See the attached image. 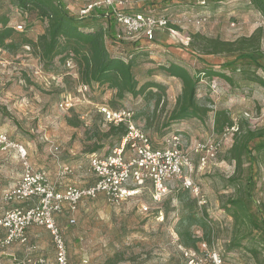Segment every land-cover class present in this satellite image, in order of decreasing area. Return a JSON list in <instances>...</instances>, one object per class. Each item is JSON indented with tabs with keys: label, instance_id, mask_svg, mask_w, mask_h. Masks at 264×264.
Instances as JSON below:
<instances>
[{
	"label": "rangeland",
	"instance_id": "rangeland-1",
	"mask_svg": "<svg viewBox=\"0 0 264 264\" xmlns=\"http://www.w3.org/2000/svg\"><path fill=\"white\" fill-rule=\"evenodd\" d=\"M56 1L80 17L83 24L94 26L97 21L90 17L91 11L83 14L97 0ZM131 2L135 11L144 7L168 16L171 22L168 29L156 31L152 43L141 41L146 49L134 52L132 46L127 47L126 53L134 52L136 57L140 94L119 101L107 86L94 84L84 91L77 68L68 70L59 58L50 62L27 47L0 49V127L13 141L26 146L36 171L64 185H88L95 179L89 156L105 155L117 144L114 137L104 136L109 128L99 115L103 106L127 116L130 113V120L153 141L171 133L181 135L184 146L192 152L194 181L206 205H199L192 193L190 200L183 202L185 192L175 184L159 204L153 203L148 193L121 206L111 205L103 196L84 201L73 214V225L68 224L70 214L59 220L70 264H187L177 230L181 221L187 227L199 220L208 227H191L193 236L202 240L198 253L203 255L201 245L205 244L207 250L217 252L229 263L264 264V150H257L264 139L250 142L241 163L236 164L231 154L236 132L226 128L218 134L214 121L215 112L225 110L233 128L243 124L244 132L264 130V88L247 79L253 75L264 79V17L251 0ZM4 14L11 18L9 26L27 32L34 41L46 31L47 26L35 13L14 8L10 0H0V17ZM203 18L205 21L197 24ZM257 31L262 36L257 58L261 67L236 56H201L191 46L195 34L235 42ZM107 45L112 54L121 51L111 40ZM171 63L199 80L197 103L213 110L204 118L171 120L183 91L179 79L159 69ZM152 70L150 76L147 72ZM209 70L222 75L208 77L202 72ZM65 102L72 104L69 110L60 107ZM222 134L228 140L221 155L210 167L200 170V155L192 151L194 146L221 139ZM66 168L71 172L61 175ZM23 170L14 151H0V200L22 178ZM1 208L0 204L3 213ZM34 229L37 244H30L34 250L19 245L0 248V264H23L26 256L37 258V254L56 264L50 233L42 227Z\"/></svg>",
	"mask_w": 264,
	"mask_h": 264
},
{
	"label": "built area",
	"instance_id": "built-area-1",
	"mask_svg": "<svg viewBox=\"0 0 264 264\" xmlns=\"http://www.w3.org/2000/svg\"><path fill=\"white\" fill-rule=\"evenodd\" d=\"M96 8L107 9V14L101 17L115 21L117 40L135 42L142 39L152 43L156 31L168 29L171 25L168 16L158 15L153 10L146 11L140 6L143 10L135 11L131 0H97L83 14L89 15ZM197 21V24H201L205 18ZM19 28L22 29V26ZM65 65L68 70L77 68L72 55ZM87 89L88 86L82 85L81 90ZM60 107L69 110L72 104L65 102ZM99 113L106 123L117 126L126 124L128 131L120 145L112 151L105 155L89 156L95 179L86 187L72 184L59 188L46 173L33 168L26 146L13 141L0 127V151H14L24 165L22 178L1 197V202L10 208L0 214V248L5 250L16 245L30 246V231L42 227L50 233L54 242L56 264H70L68 245L59 220L70 214L68 224L73 225L76 222L73 214L79 205L99 196H103L113 206H121L148 193L153 203L159 204L175 184L190 191L199 205H206L202 190L194 181L195 159L184 146L181 135L171 133L153 141L130 120V113L127 116L125 112L118 113L106 106L100 108ZM232 131L237 132L238 128L232 127ZM227 140L226 135L222 134L221 139L194 146L192 151L200 155V170L217 161ZM70 172L66 168L61 175L66 176ZM143 207L149 210L147 206ZM201 248L204 249L203 255L195 249H183L187 264H232L217 252L207 250L205 244ZM23 264L49 263L43 256H26Z\"/></svg>",
	"mask_w": 264,
	"mask_h": 264
},
{
	"label": "trees",
	"instance_id": "trees-1",
	"mask_svg": "<svg viewBox=\"0 0 264 264\" xmlns=\"http://www.w3.org/2000/svg\"><path fill=\"white\" fill-rule=\"evenodd\" d=\"M10 2L14 8L26 14L35 13L37 19L47 27L45 33L34 41L28 37L27 32H17L14 27L9 26L11 18L8 14L1 15V50H18L19 48L27 47L38 52L42 58L48 59L50 62L59 58L63 63H66L72 55L77 65L82 85L88 87L94 84L100 87L107 86L109 90H113L116 93L119 101L124 100L127 95L136 97V95L140 94L142 89L139 87L136 73V57L133 53L137 50L146 49V47L141 42L142 39L135 40V42L117 40V25L115 21L112 18L101 17L107 14V9L96 8L92 10L90 17L97 21L94 26H88L81 23L80 17L71 13L62 4H58L56 0H10ZM251 3L264 17V0H251ZM98 16L101 18H98ZM192 39V48L198 51L201 56H236L238 59L253 61L258 67H261L257 62V58L261 54L262 41V36L258 31L252 34L251 37H242L235 40V42L224 41L221 38H209L203 34H195ZM109 40L113 44L118 45L121 51L110 53L107 45ZM124 44L127 46H123ZM128 46H132L135 49L131 54L126 53ZM159 69L168 76L179 79L183 84L182 95L176 104L178 107L171 116L172 121H182L187 118L202 119L213 111L211 107L198 105L199 80L190 71L175 63L169 64L168 67L162 66ZM202 72L208 77H219L222 75L210 70ZM147 73L152 76L154 72L152 70ZM247 79L256 82L264 88V79L258 75L247 77ZM99 115L104 121L103 116L100 113ZM214 121L215 131L218 134H221L226 128L234 127L233 120H231L225 110L216 111ZM69 123L73 126H79L72 121ZM106 124L109 129L104 136L106 138L114 137L117 140V144L114 147L120 145L122 138L127 134L128 127L124 123L119 126ZM244 130V125L239 124L238 131L234 134L235 142L231 154L232 160L236 164L241 163L250 142L255 141V139H264V130L247 132H244ZM99 149L101 148H95L94 151ZM257 150H264V142L258 144ZM179 191L185 192L183 202L190 200V191L183 188H180ZM194 224L200 225L203 229L208 227V224L203 220L191 221L187 227L181 221L177 235L185 249L197 250L199 243L202 241L200 238L193 236L191 232V227Z\"/></svg>",
	"mask_w": 264,
	"mask_h": 264
},
{
	"label": "crops",
	"instance_id": "crops-1",
	"mask_svg": "<svg viewBox=\"0 0 264 264\" xmlns=\"http://www.w3.org/2000/svg\"><path fill=\"white\" fill-rule=\"evenodd\" d=\"M94 182V180H92L89 184H91V183H93ZM57 185H58V187L59 188H64L65 186H64V184H62V183H57V182H55ZM89 184L88 185H83V187H86V186H89ZM69 185V184H68ZM1 201V200H0ZM1 204V206H2V208L4 209V211H6V209H8L10 206H8L7 204L5 205V204H3L2 202L0 203ZM1 208V209H2ZM3 211V212H4ZM0 214H2V212H0ZM34 231H35V229H33V230H31L30 231V243L33 245V243H34V245H36L37 243L35 242V234H34ZM27 249H28V251L30 250V251H32V250H34V249H31V248H29L30 246H25ZM8 249V248H7ZM6 249V250H7ZM38 257H41V255H39V254H37V258Z\"/></svg>",
	"mask_w": 264,
	"mask_h": 264
}]
</instances>
